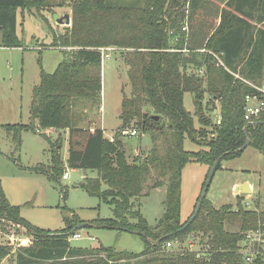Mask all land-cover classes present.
Wrapping results in <instances>:
<instances>
[{"label":"trees","instance_id":"16d2710c","mask_svg":"<svg viewBox=\"0 0 264 264\" xmlns=\"http://www.w3.org/2000/svg\"><path fill=\"white\" fill-rule=\"evenodd\" d=\"M108 1L77 0L73 4L70 26L52 43L62 49L63 59L52 74L40 70L39 83L32 90L29 123L0 128L13 133L16 150L22 131L44 139L48 137L41 131L56 132V141H49L52 177L62 179L65 168L94 171L96 177L85 178L79 187L113 207L112 219L89 222L86 227L139 232L144 249L136 254L102 246L74 248L68 239L83 221L74 215L66 217L63 229L54 233L36 228L21 218L19 206L7 201L0 181V238L14 226L23 227L30 238L24 247L0 244V264L4 260L8 264H245L239 247L246 232L264 234V213L246 209L239 200L235 210L230 205L216 209L205 197L194 220L183 228L189 219L181 222L180 218L181 173L189 163L205 165L209 171L223 156L215 173L222 161L239 158L244 151H239L245 142L244 131L248 147L264 155V124H260L264 115L253 122L256 125L246 126L243 119L245 97L263 96L257 89L264 88V0H226L217 23L205 17L201 0H136L135 7ZM45 7L46 0H0L1 48L22 47L16 35L18 11L40 12ZM175 7L185 12L179 22L171 24ZM112 48L122 51L131 97L121 102V124L110 141L102 129L80 123L100 101L99 49ZM186 93L192 97L193 114L184 108ZM206 99L218 103L219 125L204 113ZM82 104L91 109L78 111ZM132 121L142 133L158 131L165 136L167 132L170 144L165 152L154 147L148 155L129 160L120 138ZM60 133L67 135L66 163L59 152ZM185 137L201 149L185 151ZM151 176L152 188L167 182L164 212L154 228L135 204ZM225 223L238 230L226 231ZM198 235L206 248L201 257L166 249L167 243ZM253 264H264V257H256Z\"/></svg>","mask_w":264,"mask_h":264},{"label":"rangeland","instance_id":"374dc122","mask_svg":"<svg viewBox=\"0 0 264 264\" xmlns=\"http://www.w3.org/2000/svg\"><path fill=\"white\" fill-rule=\"evenodd\" d=\"M77 0H46V7L40 12L18 11L16 17V35L22 42L21 48L6 49L2 47L0 32V125H26L29 123V111L32 101V90L39 83L40 70L52 74L62 61V49L52 47L53 39L65 33L66 28L57 24V20L68 14L71 22L72 6ZM108 1V0H107ZM226 0H201L206 18L218 22L220 10ZM108 4L135 7L136 0H109ZM181 3V2H180ZM137 6V5H136ZM167 8V4L164 5ZM185 12V8L183 9ZM181 9L175 7L171 13V24L179 22ZM122 51L114 48L102 53L101 63V95L98 108H95L80 126L100 128L105 137H113L119 128L120 106L123 98L131 97V87L127 76L128 68L120 57ZM190 72V71H189ZM264 82V80H263ZM264 90V88H261ZM208 98V97H207ZM184 108L194 113L192 97L189 93L183 97ZM204 113L210 115L213 121L218 115V103L204 100ZM81 109H91L89 105L78 106ZM146 111V108L145 110ZM195 126L197 119L193 116ZM136 131V136L130 137V131ZM48 137L44 139L39 134L22 131L20 145L16 150L12 132L7 133L0 128V181L2 191L7 201L13 206L20 207V216L28 224L51 233L63 229L64 218L78 217L85 224L96 220L113 218V207L97 198L88 196L79 184L85 178H95L96 172L72 171L65 168L68 177L55 179L52 177L50 166V143L55 142L58 134L52 130L41 131ZM158 131L142 133L138 124L132 121L123 132L121 141L129 160L136 156H146L155 147L163 154L170 135ZM61 134V133H60ZM60 156L66 163L67 135L62 133ZM156 143L153 137H156ZM162 136V137H161ZM185 151L195 152L201 149L186 137L183 141ZM39 166L40 170H35ZM48 167V168H47ZM207 166L189 163L181 173L180 218L185 222L194 212L201 186L207 175ZM151 176L143 184V192L135 201L136 209L146 220L149 227L154 228L164 212L167 182L157 188H152ZM249 184V194L235 193V187ZM65 192V199L62 194ZM206 200L216 209L224 205L232 206L235 210L237 200L248 210L264 213V155L251 147L244 149L239 158L224 160L211 180L206 193ZM224 229L235 233L237 226L224 224ZM8 233V234H7ZM2 234L0 244L12 246L29 245L30 238L26 230L14 226ZM81 238L70 240L74 248H96L98 246L114 248L116 251L140 253L144 249L142 236L106 229L96 226L84 227L78 230ZM202 236H189L181 243L171 244L167 250L186 251L196 256L206 254V248L199 241ZM1 264H8L6 260Z\"/></svg>","mask_w":264,"mask_h":264},{"label":"built area","instance_id":"2783aa9c","mask_svg":"<svg viewBox=\"0 0 264 264\" xmlns=\"http://www.w3.org/2000/svg\"><path fill=\"white\" fill-rule=\"evenodd\" d=\"M106 50L108 49H99L101 53L105 52ZM235 77L237 78V76ZM257 90L262 93L263 96L261 98L249 96L245 97V110L243 119L247 123H253L264 115V90ZM219 122L220 119L217 115L215 123L219 125ZM128 135L130 137H134L136 136V131H130ZM108 139L112 141V137H109ZM67 177V173H64L62 179L65 180ZM80 238V234L76 232L69 237L68 242L70 243L71 239L78 240ZM166 247H171V244L167 243ZM262 250H264V234L260 233L259 230L246 232L239 247V252L242 255L245 264H253V261L258 256L264 257V253L262 252Z\"/></svg>","mask_w":264,"mask_h":264},{"label":"water","instance_id":"95a60500","mask_svg":"<svg viewBox=\"0 0 264 264\" xmlns=\"http://www.w3.org/2000/svg\"><path fill=\"white\" fill-rule=\"evenodd\" d=\"M57 24L64 25V26H68L70 24V17H69V15L66 14L63 17L59 18L57 20ZM154 119H157V117H154ZM256 124L257 123H248V124H246V126L247 125H256ZM260 124H264V122H262ZM244 135H245V142H244L243 146L239 149V151H243L249 145V139L246 136V132L245 131H244ZM222 157L223 156H220L216 161H214L212 163L211 167L209 168V171H208V174H207V177H206L204 186H203V188L201 190L200 196H199L198 201H197V203L195 205L194 212L191 215V217L189 218L188 223L183 228H186V226L188 224H190L194 220V218L196 217V215L198 214V212L200 210L201 203L204 200V198L206 197V193H207L208 188L210 186V183H211L212 177L214 175V171H215V168L217 166V163L220 161V159ZM250 192L251 191H250V188H249V185L248 184H243L240 187H238V188L235 189V193L236 194H239V193L249 194ZM86 226H88V224L82 223V224L77 225L76 226V229L79 230V229H82V228H84ZM123 232H130V231H128L126 229H123ZM130 233H135V234H138V235L142 236V234L139 233V232H130Z\"/></svg>","mask_w":264,"mask_h":264},{"label":"crops","instance_id":"0c3cea01","mask_svg":"<svg viewBox=\"0 0 264 264\" xmlns=\"http://www.w3.org/2000/svg\"><path fill=\"white\" fill-rule=\"evenodd\" d=\"M19 38V37H18ZM67 155V154H66ZM72 171H75V170H72ZM249 185V184H248ZM237 187H235V189H236ZM249 188H250V191H251V187H250V185H249Z\"/></svg>","mask_w":264,"mask_h":264}]
</instances>
